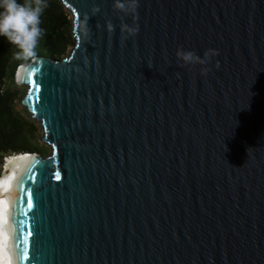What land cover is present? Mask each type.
Segmentation results:
<instances>
[{
	"label": "water",
	"instance_id": "obj_1",
	"mask_svg": "<svg viewBox=\"0 0 264 264\" xmlns=\"http://www.w3.org/2000/svg\"><path fill=\"white\" fill-rule=\"evenodd\" d=\"M61 1L72 49L17 71L50 152L14 264H264V0Z\"/></svg>",
	"mask_w": 264,
	"mask_h": 264
},
{
	"label": "trees",
	"instance_id": "obj_2",
	"mask_svg": "<svg viewBox=\"0 0 264 264\" xmlns=\"http://www.w3.org/2000/svg\"><path fill=\"white\" fill-rule=\"evenodd\" d=\"M48 5L41 18L45 35L37 52L38 55L59 56L74 43L73 23L67 18L61 0H48ZM16 51L15 46L0 37V173L5 157L24 151H40L35 127L16 108V96L11 90L19 65L27 62L15 59Z\"/></svg>",
	"mask_w": 264,
	"mask_h": 264
},
{
	"label": "clouds",
	"instance_id": "obj_3",
	"mask_svg": "<svg viewBox=\"0 0 264 264\" xmlns=\"http://www.w3.org/2000/svg\"><path fill=\"white\" fill-rule=\"evenodd\" d=\"M48 6V0H0V37L15 46V59L28 61L37 57L45 35L41 18Z\"/></svg>",
	"mask_w": 264,
	"mask_h": 264
},
{
	"label": "bare ground",
	"instance_id": "obj_4",
	"mask_svg": "<svg viewBox=\"0 0 264 264\" xmlns=\"http://www.w3.org/2000/svg\"><path fill=\"white\" fill-rule=\"evenodd\" d=\"M19 70V78L21 77ZM7 158L6 170L0 178V264H14L9 202L19 172L29 160L24 152ZM12 187V188H11Z\"/></svg>",
	"mask_w": 264,
	"mask_h": 264
},
{
	"label": "rangeland",
	"instance_id": "obj_5",
	"mask_svg": "<svg viewBox=\"0 0 264 264\" xmlns=\"http://www.w3.org/2000/svg\"><path fill=\"white\" fill-rule=\"evenodd\" d=\"M64 9H65V12L67 14V18L69 19V21L71 23H73L71 12L68 9H66L65 7H64ZM72 46H73V44L69 45L67 47V49L61 55H59V57L65 56L72 49ZM11 90L14 93V95L16 96V99H15L16 108L21 112V114L25 117V119L27 121H29L31 124H33V126L35 127L34 131H35V135L37 138V141H36L37 147L40 149L42 154H45V155L48 154L50 152V146L46 142L41 140V138H40L41 133H42L40 122L38 120H36L30 114L28 109L22 103L23 96L25 95V93L27 91V85L19 82L15 76L14 84L11 86Z\"/></svg>",
	"mask_w": 264,
	"mask_h": 264
},
{
	"label": "snow or ice",
	"instance_id": "obj_6",
	"mask_svg": "<svg viewBox=\"0 0 264 264\" xmlns=\"http://www.w3.org/2000/svg\"><path fill=\"white\" fill-rule=\"evenodd\" d=\"M37 90H39L38 89V87H37ZM27 206L29 207V208H31L32 207V200H31V197H29V199L27 200ZM29 235H31V233H29ZM26 249L24 250V252H25V254H26Z\"/></svg>",
	"mask_w": 264,
	"mask_h": 264
}]
</instances>
